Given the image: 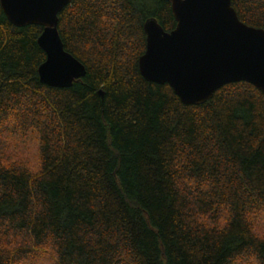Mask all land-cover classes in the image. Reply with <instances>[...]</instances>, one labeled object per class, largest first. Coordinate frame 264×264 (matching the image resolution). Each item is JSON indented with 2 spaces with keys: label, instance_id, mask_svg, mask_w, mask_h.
Returning <instances> with one entry per match:
<instances>
[{
  "label": "trees",
  "instance_id": "16d2710c",
  "mask_svg": "<svg viewBox=\"0 0 264 264\" xmlns=\"http://www.w3.org/2000/svg\"><path fill=\"white\" fill-rule=\"evenodd\" d=\"M232 2L264 29V0ZM59 18L87 72L67 89L41 82L44 28L0 5V264H264L248 219L264 222V93L233 83L187 106L146 81L144 27L176 29L169 0H74Z\"/></svg>",
  "mask_w": 264,
  "mask_h": 264
},
{
  "label": "water",
  "instance_id": "95a60500",
  "mask_svg": "<svg viewBox=\"0 0 264 264\" xmlns=\"http://www.w3.org/2000/svg\"><path fill=\"white\" fill-rule=\"evenodd\" d=\"M74 0H0L11 24L41 26L47 61L42 84L67 89L86 76V68L65 50L60 14ZM177 22L167 32L155 19L145 24L147 50L139 62L143 78L169 85L187 106L212 100L228 84L246 82L264 93V29L239 18L232 0H169Z\"/></svg>",
  "mask_w": 264,
  "mask_h": 264
},
{
  "label": "rangeland",
  "instance_id": "374dc122",
  "mask_svg": "<svg viewBox=\"0 0 264 264\" xmlns=\"http://www.w3.org/2000/svg\"><path fill=\"white\" fill-rule=\"evenodd\" d=\"M11 147V148H10ZM9 154H15L16 156H19L22 158L23 161H27L29 166H35L36 164V153H37V145L34 141H25L24 144H19L17 141L13 143H10L9 148L7 149ZM21 151V152H20ZM20 152V155H17V153ZM46 259H41L38 264H51L49 259V255L44 256ZM36 262V261H34Z\"/></svg>",
  "mask_w": 264,
  "mask_h": 264
},
{
  "label": "clouds",
  "instance_id": "9594fccd",
  "mask_svg": "<svg viewBox=\"0 0 264 264\" xmlns=\"http://www.w3.org/2000/svg\"><path fill=\"white\" fill-rule=\"evenodd\" d=\"M248 219L251 224V231L253 235H255L258 239H264V222H257L255 214H250ZM248 264H261V261L259 257L253 253L248 256Z\"/></svg>",
  "mask_w": 264,
  "mask_h": 264
}]
</instances>
